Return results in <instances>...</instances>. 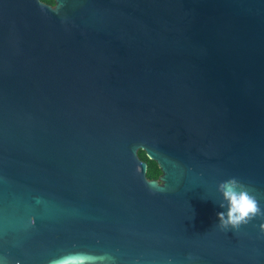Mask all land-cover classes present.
I'll list each match as a JSON object with an SVG mask.
<instances>
[{
    "label": "water",
    "instance_id": "95a60500",
    "mask_svg": "<svg viewBox=\"0 0 264 264\" xmlns=\"http://www.w3.org/2000/svg\"><path fill=\"white\" fill-rule=\"evenodd\" d=\"M230 177L264 213V0H0V264H264Z\"/></svg>",
    "mask_w": 264,
    "mask_h": 264
},
{
    "label": "clouds",
    "instance_id": "9594fccd",
    "mask_svg": "<svg viewBox=\"0 0 264 264\" xmlns=\"http://www.w3.org/2000/svg\"><path fill=\"white\" fill-rule=\"evenodd\" d=\"M52 3L54 0H47ZM224 201L227 202V210L217 213L221 228H238L241 224H247L253 217L264 215L256 198L250 194L249 189L235 177L223 180L218 185ZM221 208L225 204H220ZM264 231V223L259 225Z\"/></svg>",
    "mask_w": 264,
    "mask_h": 264
},
{
    "label": "trees",
    "instance_id": "16d2710c",
    "mask_svg": "<svg viewBox=\"0 0 264 264\" xmlns=\"http://www.w3.org/2000/svg\"><path fill=\"white\" fill-rule=\"evenodd\" d=\"M48 4H54V2L49 3L47 0H42ZM138 156L141 160H144L147 163V168H146V176L150 179H154L160 174V169L158 168L157 164L155 161L149 159L143 150L138 151Z\"/></svg>",
    "mask_w": 264,
    "mask_h": 264
},
{
    "label": "flooded vegetation",
    "instance_id": "af4514ba",
    "mask_svg": "<svg viewBox=\"0 0 264 264\" xmlns=\"http://www.w3.org/2000/svg\"><path fill=\"white\" fill-rule=\"evenodd\" d=\"M157 177H158V176H157ZM157 177H156V178H157ZM156 178H154V179H156ZM150 179H152V178H150Z\"/></svg>",
    "mask_w": 264,
    "mask_h": 264
}]
</instances>
